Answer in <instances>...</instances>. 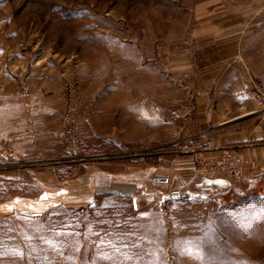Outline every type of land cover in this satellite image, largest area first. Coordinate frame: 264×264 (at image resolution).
I'll list each match as a JSON object with an SVG mask.
<instances>
[{
    "label": "rangeland",
    "instance_id": "rangeland-1",
    "mask_svg": "<svg viewBox=\"0 0 264 264\" xmlns=\"http://www.w3.org/2000/svg\"><path fill=\"white\" fill-rule=\"evenodd\" d=\"M236 2L247 11L248 0ZM214 9L211 0H0V264H264V181L251 184L236 154L241 175L202 174L204 152L193 148L175 175L189 149L169 142L174 113L196 93L197 70L183 63ZM104 162L134 176L160 168L173 189L157 202L130 192L84 207L47 194L76 167Z\"/></svg>",
    "mask_w": 264,
    "mask_h": 264
},
{
    "label": "crops",
    "instance_id": "crops-1",
    "mask_svg": "<svg viewBox=\"0 0 264 264\" xmlns=\"http://www.w3.org/2000/svg\"><path fill=\"white\" fill-rule=\"evenodd\" d=\"M211 1L218 6L212 12L214 25L198 34L203 42L193 58L183 63L187 71L197 70L193 72L196 93L192 108L174 113L178 122L171 129L174 138L169 142L174 148L189 149L187 155L176 157L175 175L180 176L190 166L196 156L191 142L201 136L217 146L203 153L206 159H217L219 148H229L245 165L249 182L259 184L264 181V112L259 110L256 91L264 87V0H248L246 12V5L242 7L237 0ZM172 116L166 117V128L173 125ZM158 169L150 175L134 176L126 166L86 163L64 179L62 191L47 194L72 207L92 205L100 196L130 192L134 202H157L173 189L168 186L172 178ZM156 177H165L167 182H155Z\"/></svg>",
    "mask_w": 264,
    "mask_h": 264
},
{
    "label": "built area",
    "instance_id": "built-area-1",
    "mask_svg": "<svg viewBox=\"0 0 264 264\" xmlns=\"http://www.w3.org/2000/svg\"><path fill=\"white\" fill-rule=\"evenodd\" d=\"M257 103L259 110L264 112V87L257 91ZM192 148L199 153L216 149V144L206 139L193 141ZM221 153L217 159H205L202 155L195 157L198 171L208 176H239L242 174V167L237 156L229 148H219Z\"/></svg>",
    "mask_w": 264,
    "mask_h": 264
},
{
    "label": "water",
    "instance_id": "water-1",
    "mask_svg": "<svg viewBox=\"0 0 264 264\" xmlns=\"http://www.w3.org/2000/svg\"><path fill=\"white\" fill-rule=\"evenodd\" d=\"M154 181L155 182H167V178L165 177H156L154 178ZM176 193H174V196H175Z\"/></svg>",
    "mask_w": 264,
    "mask_h": 264
}]
</instances>
